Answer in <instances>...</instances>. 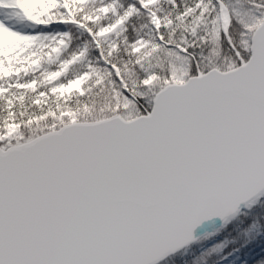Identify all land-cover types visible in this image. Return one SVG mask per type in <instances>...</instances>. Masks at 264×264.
<instances>
[{
  "label": "snow or ice",
  "instance_id": "snow-or-ice-1",
  "mask_svg": "<svg viewBox=\"0 0 264 264\" xmlns=\"http://www.w3.org/2000/svg\"><path fill=\"white\" fill-rule=\"evenodd\" d=\"M238 261L264 264V0H0V264Z\"/></svg>",
  "mask_w": 264,
  "mask_h": 264
},
{
  "label": "rangeland",
  "instance_id": "rangeland-1",
  "mask_svg": "<svg viewBox=\"0 0 264 264\" xmlns=\"http://www.w3.org/2000/svg\"><path fill=\"white\" fill-rule=\"evenodd\" d=\"M261 250V247H257L256 249H255V251L256 252H258V251H260ZM254 253H248V254H246V256L244 257V258H249L251 255H253ZM237 264H239V261L237 262Z\"/></svg>",
  "mask_w": 264,
  "mask_h": 264
},
{
  "label": "trees",
  "instance_id": "trees-1",
  "mask_svg": "<svg viewBox=\"0 0 264 264\" xmlns=\"http://www.w3.org/2000/svg\"><path fill=\"white\" fill-rule=\"evenodd\" d=\"M231 230V226H230V228H229V231ZM228 234V232H225L224 233V235H227ZM261 251V250H260ZM252 256V255H251ZM251 256L248 258V259H251Z\"/></svg>",
  "mask_w": 264,
  "mask_h": 264
}]
</instances>
